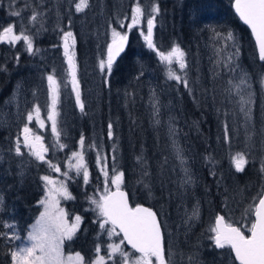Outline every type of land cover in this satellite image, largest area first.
Segmentation results:
<instances>
[{
    "label": "trees",
    "instance_id": "obj_1",
    "mask_svg": "<svg viewBox=\"0 0 264 264\" xmlns=\"http://www.w3.org/2000/svg\"><path fill=\"white\" fill-rule=\"evenodd\" d=\"M26 1L24 4V0H0V21L7 20L6 16L12 8L23 10V6L37 5L41 2V0ZM42 1L46 4L52 3L54 13L53 15L50 13L52 17L50 16V21L45 23L43 30L39 32L38 28L30 30L34 42L40 47L58 49L62 36L60 29L70 28L75 37L77 78L84 104L82 112L76 106L75 100L72 102L73 112L69 115L70 120H67L69 125H65L67 129L63 127L65 123L59 125L63 133L61 141L68 147L58 150L50 144L49 158L54 160V154L60 151L59 156L62 159L65 152L75 149L81 135L85 137L86 145L94 144L95 141L100 143L107 157L109 173L111 174L113 164L124 173L121 187L127 191L130 203L145 204L155 211L162 226L166 245L168 228L166 219L170 218L169 214L174 209L173 204H176L174 198L176 194L174 195L173 191H176L177 167L168 140V125L172 122L165 121L163 113L166 110L162 101L169 97L179 99L178 112L182 104L184 118L177 124L181 131V141L193 153L200 172L206 176V183L199 185L195 190L196 196L201 197L199 203L202 213L197 225L190 231L193 232L190 234L192 236L187 240L191 245L192 242L197 241L200 248H196L194 252L202 250L204 246L215 251L211 248V240L208 239L211 235L208 229L215 215L222 214L224 217L228 215L221 210L223 203L229 206L235 200L229 198L232 190L227 192L228 189L234 188V193L238 197L237 206L244 215H249L251 210L249 206L254 203L253 198L261 193L264 186V175L260 172L261 163L264 161V144H262L264 105L260 103L258 95H255L253 110L254 135L251 139L253 148L243 172L238 173L230 168L225 154L232 149V141L237 143L235 139L238 135L232 136L229 147L226 145L223 148L218 147L223 154L220 150L213 151L212 143L205 139L200 130L202 127L203 132L205 131L207 122L210 126L215 125L217 133L222 129L223 123L227 124L236 117L231 99L229 102L224 91L227 88L226 82L222 73L219 74L217 71L216 49L224 46L213 38V30L221 33L233 32L239 47L238 61L248 77L252 78L255 87L257 79L264 73V62L257 58L249 31L233 13L231 0H89L90 6L85 9L81 19L69 0ZM136 4H139L146 14H151L153 5L158 6L159 13L154 14L153 42L163 51L177 44L186 52L188 65L186 71L193 90L192 95H189L183 84L166 79L159 58L155 52L147 48L145 40L140 37L144 30L142 23L125 32L128 36L126 47L113 63L110 73L92 75L89 71L87 64L89 57H104L101 40L103 27L120 26L118 21H123L125 25L123 29L127 28V22L131 21V8ZM145 18L146 16L142 20L144 21ZM207 35L211 37L210 43L206 49H203L201 45L204 43L208 45V41H202V38ZM177 72L179 73V69ZM92 77H95V84L90 86ZM154 98L160 110L159 116L156 117L161 121L159 125L154 123L153 118ZM190 102L193 103L191 109L187 108ZM209 116L214 117L215 120ZM109 123L113 125L112 139L108 137ZM12 135L9 130L0 128V151L6 155L11 154L9 149L12 148ZM141 154L147 161L150 173L144 178L150 185V191L139 182L141 168L137 163V156ZM206 156L214 158V166L205 161ZM7 157L0 164V196L3 197V204L0 205V264H10V253L16 244L15 240L9 241L3 238L4 233L9 236L13 233L8 231L11 227H5L4 222L10 221V226L16 229L15 233L19 237L24 236L39 212L38 201L43 191L40 175L48 170L45 164L31 162L24 176L20 178L19 159L11 157L15 162L12 160L8 163ZM85 159L90 167L89 183L82 187L83 180L78 176L68 182L69 191L74 197L73 204L69 207L74 208L82 216L83 221L79 231L72 240L63 244L62 249L65 253L79 252L88 260L97 243L98 227L93 223L96 218L93 217V211L86 202L92 194L90 181L92 184H99L97 175L100 177V174H97L98 169H95L91 163L93 156L89 150H86ZM213 167L215 175L209 173ZM224 179L226 180L223 182ZM202 190L205 191L207 200L201 194ZM191 197V195L187 197L188 204ZM239 221L235 220L231 223L239 226ZM195 235H199V238ZM101 240L104 245L106 241L104 235L101 236ZM175 253L173 262L185 261V258H180V252Z\"/></svg>",
    "mask_w": 264,
    "mask_h": 264
},
{
    "label": "snow or ice",
    "instance_id": "obj_2",
    "mask_svg": "<svg viewBox=\"0 0 264 264\" xmlns=\"http://www.w3.org/2000/svg\"><path fill=\"white\" fill-rule=\"evenodd\" d=\"M74 4L75 11L82 13L87 9L89 0H69ZM42 3V0H41ZM28 5H26L27 7ZM233 7L235 12L250 29L255 37L259 60L264 62V0H234ZM11 8V5H10ZM39 5L32 9V14L29 18V23L35 25L40 23V30H43L44 11L38 10ZM159 13L158 6L153 5L151 14H146L139 4H136L131 9V23L127 24V28L131 30L138 25L141 17L147 18V32H141L144 37L148 49L155 52L161 64L165 66V73L167 80H174L177 84H183L184 88L188 90L189 95L193 94L190 82L187 78V60L186 52L177 44H174L170 50L163 51L156 47L153 42V27L155 15ZM11 16L21 17V11L12 9L9 13ZM120 27H125L123 21H118ZM111 27V25H110ZM0 43H7L12 47L20 41H23L25 50L30 56L38 55L41 50L34 47V37L27 26L20 27L17 33L16 25L9 24L7 26L0 25ZM62 31V47L65 63L67 64L66 78L56 76L55 70L46 75L47 80V120L51 122L52 135L55 138L52 147L58 150H63L68 146L61 141L63 135L62 129L59 127L58 104L61 98V89L67 88L71 84V90L75 95L76 106L83 112L84 104L81 100L80 83L77 78V65L75 61V37L71 30ZM214 37L218 43H222L227 47L235 48V52L227 54L224 58L216 61V66L223 65L231 72L241 71L238 82L229 79L228 85L224 91L227 96H238V103L240 110L245 118V125L252 122V103L253 93L250 91L251 84L248 79V74L239 69V47L236 38L231 31L226 34L213 30ZM111 43L107 45L106 59L101 57L99 59L98 67L101 73H108L112 70V65L115 58L124 50V44L127 42V34L117 31L112 28ZM224 47L216 49V54L219 57L224 52ZM19 60V56H17ZM173 65L178 66L179 74L174 70ZM3 70V69H0ZM261 87L264 88V75L260 77ZM246 89L249 91L245 92ZM35 96L36 93L34 92ZM154 109L153 118L154 123L159 125L161 121L156 117L159 116L160 110L158 102L152 104ZM41 106L37 103L32 109L28 110L26 120L28 123L23 125V147L28 149V155L31 156L38 163H45L50 169L60 173L66 180L72 179L70 172L74 169L77 176L82 174L85 185L89 183V171L85 161L86 150H93L97 152V164L101 168V172L105 177L104 192L99 194V199L89 197L88 201L94 205L92 209L97 213V218L93 221L99 225L100 231L97 233V243L95 246V258L92 261H87L79 252L75 256H68L65 260L62 246L64 241L72 240L77 230L80 227L82 217L76 215L69 221L68 214L60 207L59 197L66 200L74 199L68 190L66 183L61 180L54 181L50 176L44 175L40 179L45 185V196L38 202L43 206V211L37 219L36 224L32 226L27 234L28 243L25 246H20L16 250L11 251L12 264H117L115 257L119 256L121 259L118 264H173V253L170 249L166 251L164 244V237L162 234V226L158 222L157 215L150 208L136 206L129 207L128 198L122 190L121 185L124 182V173L118 170L113 164L111 174L108 171L107 157H101L100 146L96 144L86 145L85 137L81 135L79 144L80 151L72 152L70 159H75V163L69 165V170L61 172L60 167H57L50 160L45 159V154L48 152V147L42 142V137L36 135L29 124L33 122L35 117L36 123L43 128L45 121L41 119ZM169 136L172 139L173 154L178 162V166L183 173L180 180V186L192 185L194 183L193 176L187 167V160L183 154L182 148L175 140L176 129L171 123L168 125ZM113 125H108V137L113 138ZM252 135L247 134L246 140H251ZM225 141L229 142V134L227 126H225ZM264 144V141H262ZM13 149H9L12 151ZM115 150V146H114ZM14 151L17 156H22L20 137L14 143ZM2 158V157H0ZM115 161V156H113ZM207 163L215 165V160L212 156H206ZM230 161L234 166L236 172H243L247 164L246 154L236 152L231 155ZM167 162V160L165 161ZM137 163L141 168L140 183L144 184L145 188L150 191V185L145 181V177L150 175L147 168V161L141 154L137 156ZM260 172L264 175V161L261 163ZM23 173H21L22 175ZM210 174L215 175V171L210 169ZM115 188L111 191L109 187ZM258 200V203L256 202ZM254 203L249 206L254 209L255 220L251 222L250 228L247 229L251 235H247L245 230L240 226H234L232 223L226 222V218L217 214L214 224L210 225L208 231L211 235L208 237L216 249H229L228 264H264V188L257 197L253 198ZM3 204V197L0 196V205ZM247 211V210H246ZM200 218L199 206H194L191 214L187 216L185 223ZM5 227H14L5 224ZM107 233L109 243L107 244V256L101 255L103 241L101 236ZM122 234V239L119 243L111 242L114 236L119 237ZM3 238L14 241L19 240L20 237L13 232L11 236L7 233L2 234ZM127 242L134 253H139V256H134V253H128L121 247ZM234 256V260L231 258ZM194 258L189 257L191 262Z\"/></svg>",
    "mask_w": 264,
    "mask_h": 264
},
{
    "label": "rangeland",
    "instance_id": "obj_3",
    "mask_svg": "<svg viewBox=\"0 0 264 264\" xmlns=\"http://www.w3.org/2000/svg\"><path fill=\"white\" fill-rule=\"evenodd\" d=\"M26 2L27 1L24 0V4ZM31 2H33V0H31ZM77 2H78V0H77ZM39 3H37V5L39 4L38 10H42L45 13V16L43 18V25L45 26V23L50 21L52 15L54 13V6L52 3L46 4L43 1H42V3L41 2H39ZM37 5L29 4V6H27V7L23 6V10H20L17 7L12 8V9L21 11V16L23 18L22 21H21L20 17L11 16L9 14L8 16H6L7 20H5L3 22L0 21V25L7 26L9 24H15L16 25L15 30L17 31V33L19 31V28L24 27V26H27L30 30H32L34 28L40 29V23H36L35 25H32L29 23V18L32 14V9L34 7H37ZM18 7H20V6H18ZM73 9L75 11L74 4H73ZM75 13L79 14L78 17H80V19L82 18L83 12L77 13L75 11ZM53 19H54V16H53ZM142 19H143V17H141L140 23L138 25H136L135 27L139 26L142 23L144 26V30L142 32H144L146 34V32H147V18H145L144 21ZM129 23H131V21L127 22V24H129ZM126 27H127V25H126ZM112 28H115L117 31L124 33V34L128 30V28L123 29L120 26H111V27H107V28L103 27L101 40H102L103 49H104V57L103 58H105V59L107 57V54H106L107 45L109 43H111V39H112V37H111ZM0 30H2V29H0ZM66 30H70V28L65 29V31ZM153 33H154V27H153ZM140 37L142 39H144V37L141 34H140ZM210 38L211 37H208V35L202 38V41L203 40L208 41V45L205 43L201 45L203 47V49H206L209 46ZM213 38L215 39V37H213ZM216 42H217V40H216ZM223 46L225 47V50H224V52H222L220 54L219 57L217 56L216 61L218 59L224 58L227 54L236 51L235 48L227 47L225 45H223ZM34 47L39 48L41 50V52L38 55L30 56L27 53V51L25 50V46L23 44V41L18 42L15 47H12L7 43H0V60H2V61H0V67H3V72L5 74H9V78L7 80V82L9 83V86L7 87V91L4 95V97L0 101V128L5 129V130H9L13 134L12 135V148H11L13 150L11 151V154L8 153V155H5L4 153H2L0 151V157H2V158H0V164L3 163V159H6L7 156H11V157L19 159V167L20 168L18 167V169H19L18 173H19L20 178L22 176H24V174H25L24 170L22 169V166H24L25 163H26V166L28 167L31 162H37L31 156L28 155V149L23 147L21 138H20L21 151H22L23 155L17 156L15 154V151H14V143L17 140V136L20 137V134H23V132H22L23 125L25 123H28L26 120L27 112H28V110L32 109L33 106L37 103L41 106V108H42L41 119L45 121L44 127L41 128L36 123L35 117L33 119V122L31 124H29V127L33 129V131L35 132L36 135H39L42 137V142L44 143V145L46 147H48V152H49V150H50L49 145L50 144L53 145L55 138H54V140H52L53 135H52V131H51V122L47 120V115H46V113H47L46 104L48 102V97H47V80L45 77L47 74L52 73L55 70L56 76L61 77V78H66V69H67V64L65 63V57L63 55L62 40H60V44H59L58 49H54L52 47H48V48L40 47V46L36 45L35 42H34ZM17 56H19V60H17ZM100 58L101 57H99V56H97V57L91 56V57H89V60L87 61V64H89L88 69H89V71L92 72V75H100V74H106L107 73V71H105V73H101V71L99 70L98 63H99ZM238 65H239V69L243 70L239 61H238ZM173 68H174V70L177 71L178 66L173 65ZM163 69L165 70L164 65H163ZM0 71L2 72V70H0ZM11 71H13L15 74H11ZM217 71H219V74L222 73V77L224 79V82H226L227 88L229 87V85H228L229 79H232L234 82H238L239 76L241 75V71L238 70L236 72H231L227 68H224L223 65L217 66ZM243 72H245V71L243 70ZM165 75H166V73H165ZM262 75H264V73ZM260 77L256 81V85H257L256 87H255V85H253L252 78L248 77L249 82L251 84L250 91L253 93V103L251 105V107H252V122L250 124H248L247 126L245 125V118H244L243 113L240 110V104L238 103L239 97L233 95L230 97L228 96V101L230 102V99H231V102L233 104V108L236 111L235 119L228 121L227 124L223 123L222 129L220 131H218L217 133H216L215 125L210 126L209 124H207V122H206L204 132H203V128L200 127V130L202 131L201 134H203L205 136V139L208 142L212 143L211 148L213 149V151L215 149L220 150V149H218V147L223 148L224 145L229 147V142H230V139L232 138V136L234 137V136L238 135L237 138L235 139L237 143L232 141V143H231L232 149H230V151H228V152H225V154H227V159H226L227 164L230 168H232L234 170H235V168H234V166H232L231 161H230L231 155L235 154L236 152H242V153L246 154V160L249 161V157L251 156V153H252L251 150H252L253 146L251 145V140H246V135L247 134L254 135L253 110L255 107V95H258L260 97V103L262 105H264V88L261 87ZM203 80H204V78L202 79V81ZM94 84H95V77H92L89 85L91 86ZM95 90H96V88H95ZM80 91H81V89H80ZM247 91H249V89L245 90V92H247ZM34 92L36 93L35 96L33 95ZM81 95H82V92H81ZM74 100H75V95L71 90V84H69L67 88L61 89V98H60V102L58 104L59 116L57 117V119L59 121V125L65 123L63 125V127L65 129H67L66 126L69 125V122L67 120H70L69 115L71 112H73L72 102H74ZM179 103H180L179 99H172L170 97L168 99H165L164 101H162V104L166 110V111H164L163 115L165 116L166 122L175 123V125L171 123L172 126L176 129L175 140H176L177 144L183 150V154L187 160V167L189 168V170L193 176L194 183L190 186L189 185H186L184 187L180 186V180L183 177V173L180 170V167L178 166V162L175 159L176 167H177V174H175V176H176L175 177V179H176V191H173V193H174V195L176 194V196H174V198L176 200V204L175 205L173 204L174 209H173L172 213L170 212V214H169L170 218L166 219V223H167L168 228H167V232H166V245H165L166 251L168 249H170L171 252L173 253V260H175V258H174L175 254H176L175 252H177V253L180 252L181 255L182 254L187 255V257L189 259V257L192 255V251H194L196 248L197 249L200 248L198 246L196 240L194 242H192L193 245H191V243H189L187 240L188 237L192 236L190 234L193 232H190V231L193 229V227H195V225H197V222L200 218L198 220L190 221L187 224L185 223V221L187 219V216L189 214H191L193 207L197 206V205L199 206L200 216H201L202 212H201L200 203H199V198H201V197L199 195L196 196L195 190H196V188H198L199 185L201 186L202 184L206 183V181H205L206 176L203 172H200V167L195 163V159L192 155L193 153L189 149H187L186 145L181 141L182 140V138L180 136L181 131L179 130V127L177 126V124H179L182 120H184V118H183V112H182V108H181L182 104H180V108H179V112H178ZM187 108H190V109L193 108V103L190 102L188 104ZM209 117H211V116H209ZM211 118H212V120H215L214 117H211ZM225 126H227V131L229 134V142L225 141ZM94 130H96V129H94ZM168 136H169V128H168ZM168 140H169V144H170V148H171V153L174 157L173 148H172V139L170 138V136H169ZM79 141L80 140L77 141L75 149H71L68 152H65V155L62 159L59 156L60 151L58 153L54 154V157H53L54 160H51L49 158V155L47 152L45 154V159L50 160L57 167H60L61 172L68 171L69 165L75 163V159H70L72 152L80 151ZM153 141H154V136H153ZM90 144H92V143H89V145ZM94 144L100 146L101 157L102 158L106 157L100 143L95 141ZM89 151L91 152V154L93 156V162H91V163H92L93 167H95V169L96 168L98 169L97 174L98 173L100 174V177L97 175V178H98L97 182L99 181L100 182L99 184H97V183L92 184V182L90 181L89 185H92V191H91L92 194L89 195V197H94L95 199L98 200L99 194L104 192L105 177L101 172L100 166H98V164H97V152L93 151V150H89ZM85 161H86V164L88 166V171H89V169H90L89 164H88L86 159H85ZM41 164L43 165L45 163H41ZM247 164H248V162H247ZM45 165H46L48 170L46 173L41 174L40 177L44 176V175H48L54 181L59 182V181L63 180L68 187V182H70L71 179L66 180L60 173H57L53 169H50L47 164H45ZM212 170H214V167L212 168ZM21 173H23V174L21 175ZM209 173H210V170H209ZM70 176L72 178L77 176L76 171L74 169L70 172ZM78 177H80V180L81 179L83 180L82 174ZM225 180L226 179H224L223 182ZM41 183H42L43 191H42V195H41L39 201L41 200V198H43L45 196V190H44L45 185H44V182L42 180H41ZM230 186H232V185L230 184ZM82 187H84V182L82 184ZM109 187H111L110 181H109ZM111 188H114V187H111ZM68 190H69V187H68ZM230 190H232V191L229 194V198H232L235 200H233L232 203L229 204V206H227L228 205L227 203H223V205H222L223 209H221V210L225 214L228 213V215L225 216L226 222L231 223L235 220H240L239 226L242 227L245 231H247V229L250 228V226H251V222H252L251 213H252L253 209L250 210V213H249L250 216L246 215V214L244 215L241 212V210L239 209L240 207L237 206L236 202H237L238 197L234 193L235 192L234 188L233 187L229 188L227 192H229ZM202 192L203 193H201V194H203L205 197V191L202 190ZM189 195L192 196L190 204H188V202H187L188 201L187 197ZM88 198H87L86 205L92 210L94 208V205H91L89 203ZM59 200H60V207L63 208L65 210V212L68 214L67 218L69 219L70 222L74 216L80 215L79 213L76 212V210L74 208L69 207V205L73 204V202H72L73 199L66 200L62 197H59ZM205 200H207L206 197H205ZM38 206H39V212L37 213V215L35 216V218L31 222V224L28 226L27 230L25 231L24 236L20 237L19 240H15L16 244L14 245L13 250H16L20 246H25L28 243L27 234L31 230L32 226L36 224L37 219L40 217V213L43 211V206L40 205L39 203H38ZM238 210L241 213L238 212ZM220 215H222V214H220ZM93 217L97 218V213L95 211H93ZM82 221H83V218H82ZM82 221L80 223V227H81ZM4 224L10 225V221H8V222L6 221V222H4ZM96 225L98 227L97 232H99L100 231L99 225L98 224H96ZM80 227H79V229H80ZM79 229L77 230V232L79 231ZM8 231L9 232H16V229L14 227L13 228L11 227V229H8ZM202 233H204V232H202ZM103 235L105 236L106 241L102 247L101 255L107 256V254H108L107 244L110 241L108 239L107 233H105ZM195 236H196V238H199V235H195ZM120 239H121L120 237L114 236L112 238L111 242L119 243ZM67 241H69V240L64 241V243ZM211 244L213 245L212 241H211ZM121 247L124 249V251H126L128 253H134L129 248H126L124 246V244L121 245ZM62 251H63V249H62ZM196 251H199V250H196ZM75 254L76 253H65L63 251V255H64L65 260L67 259L68 256H75ZM95 255H96V253H95V248H94L92 256L87 261H89V262L92 261L95 258ZM134 256L138 257L139 255L135 253ZM120 259L121 258L119 256L115 257V260H117L118 262L120 261ZM185 261H188V260L185 259ZM109 262H112V261H108V264H109ZM10 264H12V258H11ZM192 264H194V263H192ZM206 264H213V259H212V263H211V260L209 259V263L207 262Z\"/></svg>",
    "mask_w": 264,
    "mask_h": 264
},
{
    "label": "flooded vegetation",
    "instance_id": "obj_4",
    "mask_svg": "<svg viewBox=\"0 0 264 264\" xmlns=\"http://www.w3.org/2000/svg\"><path fill=\"white\" fill-rule=\"evenodd\" d=\"M0 61H2V60H0ZM0 68L3 69V67H0ZM11 74H15V73L13 71H11ZM8 78H9V74H5L3 72V70H2V72L0 71V101L4 97V95L7 91V87L9 86V83L7 82ZM20 138L23 141V134H20ZM12 160L14 161L13 158L7 157L8 163H10V161H12ZM26 168H27V166L25 163L24 166H22V169L24 170V172L26 171ZM246 234H248V233L246 232ZM211 248H213V250H215V251H211V250L207 249L206 246H204V248L202 250H199L197 252L192 251L191 257H193L194 259L191 262L189 261L187 255L182 254L180 256V258H185L188 261H180L179 262L177 260V261H174L173 263L174 264H192V263H194V264H206L207 262L209 263V259L211 260V263H212V259H213V264H228L229 254H230L229 249H216L214 247V244L212 245ZM231 258L233 259V256Z\"/></svg>",
    "mask_w": 264,
    "mask_h": 264
},
{
    "label": "water",
    "instance_id": "obj_5",
    "mask_svg": "<svg viewBox=\"0 0 264 264\" xmlns=\"http://www.w3.org/2000/svg\"><path fill=\"white\" fill-rule=\"evenodd\" d=\"M233 3H234V0H231L230 5H231V8H232V11H233V13L235 14V16L237 17L238 21H239L242 25H244V26L247 28V30L249 31V34H250L251 39H252L253 44H254V48H255V51H256L257 58L259 59L258 48H257V44H256L255 37L253 36V34H252V32H251V29H250L246 24H244L243 21L240 20L239 16H238L237 13L235 12V9H234V7H233ZM126 44H127V42L124 44V49H125V47H126ZM123 51H124V50H123ZM123 51H122V52H123ZM122 52H121V53H122ZM121 53H120V54H121ZM106 54H107V48H106ZM120 54H119V55H120ZM119 55L115 58V60L119 57ZM115 60H114V62H115ZM114 62H113V63H114ZM121 188H122V187H121ZM263 188H264V187H263ZM110 190L114 192V191H115V188H111ZM122 190L125 192V194H126V196H127V198H128V193H127V191H126L124 188H122ZM256 202L258 203V200H257ZM128 203H129V207L135 208L136 206H142V207L150 208V209L155 213V211H154L151 207H149V206H147V205H145V204H131L130 201H129V198H128ZM219 215H220V214H219ZM251 216H252V222H253V221L255 220L254 209H253V211H252ZM215 217H216V216H215ZM157 219H158V217H157ZM158 222H159V220H158ZM214 222H215V218H214V220H213V224H214ZM159 223H160V222H159ZM234 226H236V225H234ZM247 235H251V233L248 232ZM120 238L122 239V234H121ZM124 246H125L126 248H129L131 251L134 252V250L131 249L130 245H127V242H126V241H125V243H124ZM137 254H139V253H137ZM233 259H234V256H233ZM237 264H238V262H237Z\"/></svg>",
    "mask_w": 264,
    "mask_h": 264
}]
</instances>
